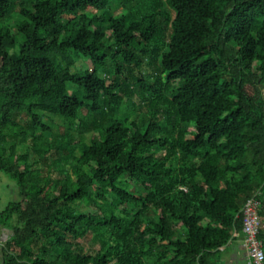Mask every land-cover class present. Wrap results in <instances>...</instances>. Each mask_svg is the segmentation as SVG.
Here are the masks:
<instances>
[{
    "label": "trees",
    "instance_id": "obj_1",
    "mask_svg": "<svg viewBox=\"0 0 264 264\" xmlns=\"http://www.w3.org/2000/svg\"><path fill=\"white\" fill-rule=\"evenodd\" d=\"M0 173L3 264L264 251V0H0Z\"/></svg>",
    "mask_w": 264,
    "mask_h": 264
},
{
    "label": "built area",
    "instance_id": "obj_2",
    "mask_svg": "<svg viewBox=\"0 0 264 264\" xmlns=\"http://www.w3.org/2000/svg\"><path fill=\"white\" fill-rule=\"evenodd\" d=\"M259 207L260 202L257 198H253L248 201L243 211V242L254 264H264L263 243L258 238L262 225Z\"/></svg>",
    "mask_w": 264,
    "mask_h": 264
},
{
    "label": "crops",
    "instance_id": "obj_3",
    "mask_svg": "<svg viewBox=\"0 0 264 264\" xmlns=\"http://www.w3.org/2000/svg\"><path fill=\"white\" fill-rule=\"evenodd\" d=\"M12 194L19 196L18 187H9ZM12 236V231L0 225V264H3V249ZM225 264H250L252 261L243 239H237L230 243L224 250Z\"/></svg>",
    "mask_w": 264,
    "mask_h": 264
},
{
    "label": "rangeland",
    "instance_id": "obj_4",
    "mask_svg": "<svg viewBox=\"0 0 264 264\" xmlns=\"http://www.w3.org/2000/svg\"><path fill=\"white\" fill-rule=\"evenodd\" d=\"M119 11H121V9ZM82 68L88 69V66L83 64ZM47 136L49 138L51 137L49 133ZM33 158H35L34 155H32V159ZM9 187H16V183L7 175L0 173V212L3 211L10 202L19 200V196L12 194ZM150 217L156 219L154 213H152ZM84 252H88V248H85Z\"/></svg>",
    "mask_w": 264,
    "mask_h": 264
}]
</instances>
